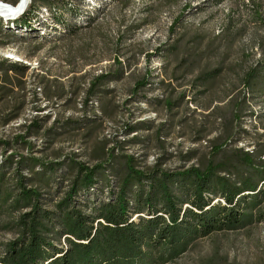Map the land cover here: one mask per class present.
Segmentation results:
<instances>
[{"label": "rangeland", "instance_id": "obj_1", "mask_svg": "<svg viewBox=\"0 0 264 264\" xmlns=\"http://www.w3.org/2000/svg\"><path fill=\"white\" fill-rule=\"evenodd\" d=\"M59 1L80 7L74 35L43 4L39 22L13 24L31 0L0 14V187L11 193L0 252L28 210L15 204L19 176L54 209L78 164L102 166L89 199L106 197L129 157L143 172L212 161L231 179L253 174L242 158L264 159V0ZM259 199L261 219L199 238L165 264H264V185Z\"/></svg>", "mask_w": 264, "mask_h": 264}, {"label": "trees", "instance_id": "obj_2", "mask_svg": "<svg viewBox=\"0 0 264 264\" xmlns=\"http://www.w3.org/2000/svg\"><path fill=\"white\" fill-rule=\"evenodd\" d=\"M36 4L47 6L52 24L68 35L79 29L72 19L79 15L80 7L59 0H31L13 24L30 27L39 22ZM79 4L84 3L79 0ZM100 78H94L91 89ZM143 84L137 82L134 88ZM242 160L253 174L231 179L222 174L225 169L220 162L209 161L203 169L190 167L181 172H143L129 157L125 176L102 190L104 199H89L90 190L98 189L101 183L97 169L102 166L78 164L74 179L54 209L46 206L41 201L43 195L27 188L19 176L15 204L28 210L17 219V236L3 245L0 264L171 262L199 238L237 230L261 219L260 212L258 216L252 212L260 204L264 159L258 154L260 163L255 164L253 156L246 153ZM1 188L0 204L11 198V193H3ZM82 203L87 210L82 209ZM61 239L64 246L59 244Z\"/></svg>", "mask_w": 264, "mask_h": 264}, {"label": "bare ground", "instance_id": "obj_3", "mask_svg": "<svg viewBox=\"0 0 264 264\" xmlns=\"http://www.w3.org/2000/svg\"><path fill=\"white\" fill-rule=\"evenodd\" d=\"M29 0H18L15 4H7L5 2H0V14L7 16L8 13L18 14L21 10H25ZM23 10V11H24Z\"/></svg>", "mask_w": 264, "mask_h": 264}, {"label": "water", "instance_id": "obj_4", "mask_svg": "<svg viewBox=\"0 0 264 264\" xmlns=\"http://www.w3.org/2000/svg\"><path fill=\"white\" fill-rule=\"evenodd\" d=\"M8 14H10V13H8Z\"/></svg>", "mask_w": 264, "mask_h": 264}]
</instances>
